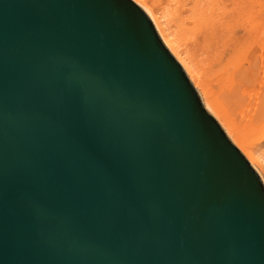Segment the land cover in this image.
<instances>
[{"label":"water","instance_id":"obj_1","mask_svg":"<svg viewBox=\"0 0 264 264\" xmlns=\"http://www.w3.org/2000/svg\"><path fill=\"white\" fill-rule=\"evenodd\" d=\"M0 264H264V186L132 0H0Z\"/></svg>","mask_w":264,"mask_h":264},{"label":"bare ground","instance_id":"obj_2","mask_svg":"<svg viewBox=\"0 0 264 264\" xmlns=\"http://www.w3.org/2000/svg\"><path fill=\"white\" fill-rule=\"evenodd\" d=\"M144 7L264 186V0H132Z\"/></svg>","mask_w":264,"mask_h":264}]
</instances>
